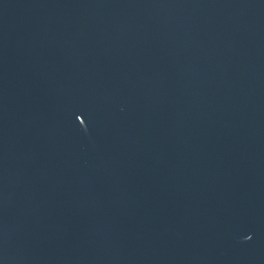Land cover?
<instances>
[{"label": "water", "instance_id": "1", "mask_svg": "<svg viewBox=\"0 0 264 264\" xmlns=\"http://www.w3.org/2000/svg\"><path fill=\"white\" fill-rule=\"evenodd\" d=\"M0 264H264V0H0Z\"/></svg>", "mask_w": 264, "mask_h": 264}]
</instances>
